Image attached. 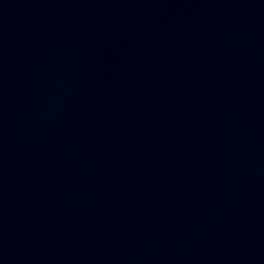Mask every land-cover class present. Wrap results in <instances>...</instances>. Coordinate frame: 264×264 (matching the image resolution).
Wrapping results in <instances>:
<instances>
[{"label": "water", "instance_id": "95a60500", "mask_svg": "<svg viewBox=\"0 0 264 264\" xmlns=\"http://www.w3.org/2000/svg\"><path fill=\"white\" fill-rule=\"evenodd\" d=\"M0 264H264V0H0Z\"/></svg>", "mask_w": 264, "mask_h": 264}]
</instances>
